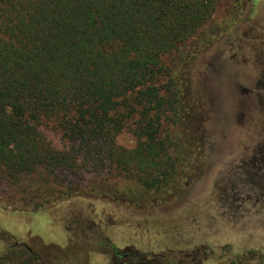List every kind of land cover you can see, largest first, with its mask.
Wrapping results in <instances>:
<instances>
[{
  "label": "rangeland",
  "instance_id": "1",
  "mask_svg": "<svg viewBox=\"0 0 264 264\" xmlns=\"http://www.w3.org/2000/svg\"><path fill=\"white\" fill-rule=\"evenodd\" d=\"M179 49L162 60L178 101L162 123L175 162L167 186L148 190L145 174L108 162L81 169L77 181L39 172L24 176L21 189L0 182V264H13L6 253L21 242L44 263L178 264L193 253L184 264H264V105L257 97L243 104V89L256 92L264 75V0H224ZM133 133L128 124L115 149L134 150ZM31 198L41 209L25 210ZM71 220L83 230L68 232Z\"/></svg>",
  "mask_w": 264,
  "mask_h": 264
},
{
  "label": "trees",
  "instance_id": "2",
  "mask_svg": "<svg viewBox=\"0 0 264 264\" xmlns=\"http://www.w3.org/2000/svg\"><path fill=\"white\" fill-rule=\"evenodd\" d=\"M223 1L0 0V182L19 187L39 172L77 181L81 169L108 162L145 174L148 190L166 187L175 162L162 123L178 101L162 60ZM128 124L137 146L117 150ZM36 201L22 204L41 209Z\"/></svg>",
  "mask_w": 264,
  "mask_h": 264
},
{
  "label": "flooded vegetation",
  "instance_id": "3",
  "mask_svg": "<svg viewBox=\"0 0 264 264\" xmlns=\"http://www.w3.org/2000/svg\"><path fill=\"white\" fill-rule=\"evenodd\" d=\"M261 89V90H260ZM256 92H252V91H247L245 89H243V95H247L248 97L244 99L243 104H245L248 98L250 97H257L259 100H261V104L264 105V75H262L260 81H258V88H256ZM263 91V92H262ZM262 92V93H261ZM245 97V96H243ZM82 221V219H81ZM9 225L11 226V224L9 223ZM81 226V230H83L84 228V224H82V222L80 221H70L69 223V227L66 230L68 232H76L78 227ZM74 227V229L72 228ZM87 227V226H86ZM11 228V227H10ZM90 229V228H88ZM82 237H84L82 235ZM73 240V239H69V242ZM79 241H82V239H79ZM82 243V242H81ZM108 247L111 249V251L113 250L112 245L108 244ZM78 247H73L70 246L69 244V252L70 254H73L74 252H78ZM26 255V257L32 258V259H28L27 261H23L22 264H36L40 263V264H59L58 259H54L52 260L49 256H44L46 257V263H44L42 261V255L39 252H36L34 250H32L29 245L25 242H21V243H15L13 248H10L7 253H6V259L7 261H10L13 264H20L21 262V258H24ZM83 256V254H82ZM121 258H129L128 255L122 256V255H118L116 254L115 260H120ZM131 258V257H130ZM5 260V259H3ZM185 260H190V262L194 263L196 260V256L195 254L192 253V255H185L184 256V261ZM184 261H180L178 264H184ZM128 264V263H125ZM137 264H149V262H142V263H137Z\"/></svg>",
  "mask_w": 264,
  "mask_h": 264
}]
</instances>
